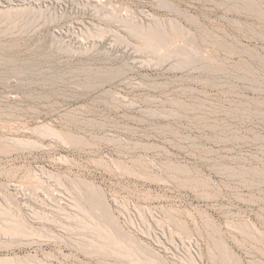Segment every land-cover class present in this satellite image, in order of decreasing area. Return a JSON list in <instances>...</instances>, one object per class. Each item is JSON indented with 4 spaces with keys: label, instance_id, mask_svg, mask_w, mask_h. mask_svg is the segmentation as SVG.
Wrapping results in <instances>:
<instances>
[{
    "label": "rangeland",
    "instance_id": "374dc122",
    "mask_svg": "<svg viewBox=\"0 0 264 264\" xmlns=\"http://www.w3.org/2000/svg\"><path fill=\"white\" fill-rule=\"evenodd\" d=\"M264 264V0H0V264Z\"/></svg>",
    "mask_w": 264,
    "mask_h": 264
},
{
    "label": "bare ground",
    "instance_id": "6f19581e",
    "mask_svg": "<svg viewBox=\"0 0 264 264\" xmlns=\"http://www.w3.org/2000/svg\"><path fill=\"white\" fill-rule=\"evenodd\" d=\"M2 264V263H1ZM3 264H5V263H3Z\"/></svg>",
    "mask_w": 264,
    "mask_h": 264
}]
</instances>
